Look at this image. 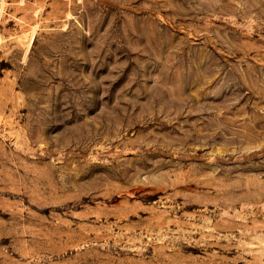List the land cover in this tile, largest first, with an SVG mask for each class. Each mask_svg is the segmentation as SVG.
I'll list each match as a JSON object with an SVG mask.
<instances>
[{"label":"rangeland","instance_id":"374dc122","mask_svg":"<svg viewBox=\"0 0 264 264\" xmlns=\"http://www.w3.org/2000/svg\"><path fill=\"white\" fill-rule=\"evenodd\" d=\"M0 264H264V0H0Z\"/></svg>","mask_w":264,"mask_h":264},{"label":"bare ground","instance_id":"6f19581e","mask_svg":"<svg viewBox=\"0 0 264 264\" xmlns=\"http://www.w3.org/2000/svg\"><path fill=\"white\" fill-rule=\"evenodd\" d=\"M239 138V137H238ZM233 141V140H232Z\"/></svg>","mask_w":264,"mask_h":264}]
</instances>
